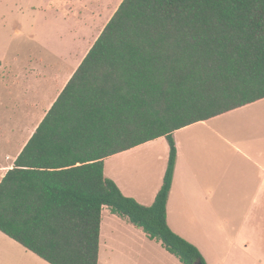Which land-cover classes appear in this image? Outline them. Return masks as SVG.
I'll return each instance as SVG.
<instances>
[{"label":"trees","instance_id":"16d2710c","mask_svg":"<svg viewBox=\"0 0 264 264\" xmlns=\"http://www.w3.org/2000/svg\"><path fill=\"white\" fill-rule=\"evenodd\" d=\"M261 100L264 0H123L1 181L0 231L50 264H98L108 207L183 264H207L167 221L173 133ZM160 137L168 167L146 206L105 159Z\"/></svg>","mask_w":264,"mask_h":264},{"label":"crops","instance_id":"0c3cea01","mask_svg":"<svg viewBox=\"0 0 264 264\" xmlns=\"http://www.w3.org/2000/svg\"><path fill=\"white\" fill-rule=\"evenodd\" d=\"M122 1L20 0L16 34L0 42V183ZM253 104L173 133L178 155L167 221L207 264H264V123L240 127L219 119ZM170 149L160 137L112 155L105 175L150 206ZM0 264L50 263L0 231ZM98 264L183 263L105 207Z\"/></svg>","mask_w":264,"mask_h":264},{"label":"rangeland","instance_id":"374dc122","mask_svg":"<svg viewBox=\"0 0 264 264\" xmlns=\"http://www.w3.org/2000/svg\"><path fill=\"white\" fill-rule=\"evenodd\" d=\"M19 8L20 0H0V42L7 41L16 34L13 24L19 18ZM219 119L234 126L262 127L264 123V101L249 106L248 110H244V112L223 116Z\"/></svg>","mask_w":264,"mask_h":264},{"label":"water","instance_id":"95a60500","mask_svg":"<svg viewBox=\"0 0 264 264\" xmlns=\"http://www.w3.org/2000/svg\"><path fill=\"white\" fill-rule=\"evenodd\" d=\"M198 264H200V263H198Z\"/></svg>","mask_w":264,"mask_h":264}]
</instances>
